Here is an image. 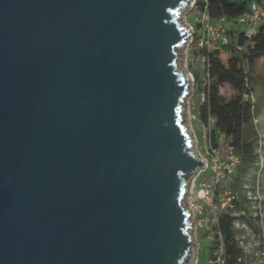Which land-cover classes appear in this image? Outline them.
Segmentation results:
<instances>
[{"label":"water","instance_id":"1","mask_svg":"<svg viewBox=\"0 0 264 264\" xmlns=\"http://www.w3.org/2000/svg\"><path fill=\"white\" fill-rule=\"evenodd\" d=\"M190 4L0 0V264H189Z\"/></svg>","mask_w":264,"mask_h":264},{"label":"trees","instance_id":"2","mask_svg":"<svg viewBox=\"0 0 264 264\" xmlns=\"http://www.w3.org/2000/svg\"><path fill=\"white\" fill-rule=\"evenodd\" d=\"M253 2L264 5V0H209L206 7L211 19L216 22L221 18L233 19L243 15ZM196 9L202 11L205 5L198 1ZM228 35L229 42L221 45L220 49L196 51L197 56L205 55L208 61L205 70L207 81L203 83L200 74L195 73V86L198 93L207 95L199 109L202 122L209 114L213 116L216 119V141L219 137L231 138L240 158V165L230 183L237 200L231 208L221 213L220 230L227 264H246L245 249L236 240V224L247 223L257 234L260 233L252 221L254 205L247 197L246 187L254 181L261 159L254 125L255 107L251 101H244L243 97L246 93H253L251 71L264 58V21L251 39L242 31H230ZM223 54L229 57L227 63L222 60ZM225 86L231 90L229 95L221 92ZM210 258L215 260L213 249H210Z\"/></svg>","mask_w":264,"mask_h":264},{"label":"rangeland","instance_id":"3","mask_svg":"<svg viewBox=\"0 0 264 264\" xmlns=\"http://www.w3.org/2000/svg\"><path fill=\"white\" fill-rule=\"evenodd\" d=\"M201 18L202 12L193 6V0H191V4L187 8L183 9L180 17L181 21L190 29L191 37L188 39L186 44L178 49V53L181 55L179 69L183 70L184 73L189 75L193 80L190 87V94L184 103L182 123L187 127L188 131L192 135V139L194 141L192 150L195 151L199 158L203 160V158H209L206 153L207 144L204 142L203 138L204 131L203 128L192 119L193 115H199L200 105L205 102V100L203 101V92L198 93L197 86H195V73L200 74L203 83L207 81V74L205 71L206 68L200 60L201 57L199 58V56L195 54L196 51H198L195 49V40L197 35H192L193 29L198 32V36L202 34V31L197 27V20ZM242 29L243 28L241 27L238 30L241 31ZM228 59V55H222L224 63H227ZM251 72L254 78V87L250 101L255 107L254 125L258 134V153L261 161L254 181L246 188V194L248 191L251 192L254 189L253 186H256V184L259 185L260 199L257 200L256 203L251 200V203L254 207L256 206V208L253 209L252 221L260 233L257 234L247 223L240 222L236 224V240L239 242L241 247L245 249L247 256L246 264H264V58L254 65ZM221 92L229 95L231 90L229 87L225 86L221 89ZM223 143H225V139L223 137H219L218 144L220 147L223 146ZM197 174L198 172L195 176L188 180L187 194L184 200L188 209L191 207V203H194L197 199L196 193L198 186L209 176V173H204L196 178ZM232 176L233 175L229 176L224 184L227 190L230 191V183L233 181ZM257 205H260L259 209ZM225 211L226 209L221 210V212ZM191 221L193 223L191 232L195 246L193 247L189 264H212L213 260L210 258V249L216 250L219 244L216 242H209L206 237V233L196 228L194 218H192ZM222 253H224V251ZM224 264H227V260H224Z\"/></svg>","mask_w":264,"mask_h":264},{"label":"built area","instance_id":"4","mask_svg":"<svg viewBox=\"0 0 264 264\" xmlns=\"http://www.w3.org/2000/svg\"><path fill=\"white\" fill-rule=\"evenodd\" d=\"M198 1L205 5V9L200 11L202 12V18L197 20L198 28L202 31V34L198 36V32L194 29L192 32V35H197L195 49L198 51L211 52L220 49L221 45L229 42V32L239 31L238 29L241 27L243 28L241 31L248 39H251L257 34L260 24L264 21V5L257 2L251 3L249 10L237 18H221L219 21L214 22L206 7L209 0H193L194 7H197ZM199 58L207 68V56L200 55ZM202 96L203 101H206L207 95L203 93ZM251 98L252 93H246L243 100L250 101ZM192 119L203 128V138L207 144L206 153L209 157L208 159L203 158L205 166L198 171L196 178L204 173H209V176L198 186L197 199L194 203H191L189 210L191 219L194 218L195 220L196 228L206 233L209 242L219 244V248L217 247L214 250L215 260L212 261V264H224L225 252L222 253L224 251V241L220 230L221 210L226 209L227 211L237 200V195L227 190L224 184L227 178L236 172L240 165V158L231 138L225 139L222 147L216 141V119L213 116L209 114L205 122H202L200 115H193ZM253 187V192L248 191L247 197L256 203L260 199L259 185L256 184ZM257 207L259 209L260 205H257Z\"/></svg>","mask_w":264,"mask_h":264}]
</instances>
